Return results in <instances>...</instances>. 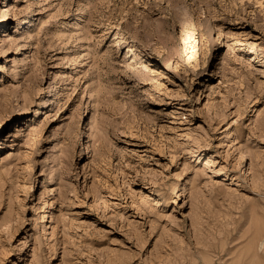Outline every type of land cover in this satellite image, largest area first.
I'll use <instances>...</instances> for the list:
<instances>
[{
	"label": "rangeland",
	"instance_id": "1",
	"mask_svg": "<svg viewBox=\"0 0 264 264\" xmlns=\"http://www.w3.org/2000/svg\"><path fill=\"white\" fill-rule=\"evenodd\" d=\"M0 144V264H264V0H0Z\"/></svg>",
	"mask_w": 264,
	"mask_h": 264
},
{
	"label": "bare ground",
	"instance_id": "2",
	"mask_svg": "<svg viewBox=\"0 0 264 264\" xmlns=\"http://www.w3.org/2000/svg\"><path fill=\"white\" fill-rule=\"evenodd\" d=\"M6 7H7V6H6ZM2 21H3V20H2ZM22 22H23V21H22ZM3 146H4L3 144H0V148H3ZM55 257H56V256H55V255H53V256H51V258H50V259H53V258L55 259Z\"/></svg>",
	"mask_w": 264,
	"mask_h": 264
}]
</instances>
